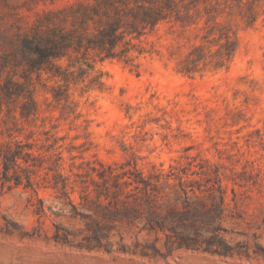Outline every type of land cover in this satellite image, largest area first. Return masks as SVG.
I'll return each instance as SVG.
<instances>
[{"label": "rangeland", "instance_id": "obj_1", "mask_svg": "<svg viewBox=\"0 0 264 264\" xmlns=\"http://www.w3.org/2000/svg\"><path fill=\"white\" fill-rule=\"evenodd\" d=\"M151 1L160 20L115 49L127 63L90 51L77 82L33 72L28 117L22 96L1 101L0 144H32L42 166L0 183V264H264V0ZM79 2L0 0V83Z\"/></svg>", "mask_w": 264, "mask_h": 264}, {"label": "trees", "instance_id": "obj_2", "mask_svg": "<svg viewBox=\"0 0 264 264\" xmlns=\"http://www.w3.org/2000/svg\"><path fill=\"white\" fill-rule=\"evenodd\" d=\"M85 1L86 3L79 2L63 10L50 12L45 16L46 22L52 24V22L57 21L60 24L55 27H48L44 35L24 39L20 49L21 54H24V50H28L34 52L36 56L29 58L27 69L20 76L22 81L13 75L0 83V103L2 100L7 102L12 96L17 98L22 96L21 98L25 102L20 112L21 117L34 114L36 105L33 98L34 84L31 78L33 72L39 75L44 73L48 77L64 83H69L70 80L77 82L94 70V63L88 61L90 51L97 52L100 62L106 59H119L127 63L129 61L127 55L130 49L123 48L119 52H116L115 49L120 44L125 43L126 37H132L135 34L136 37L140 35V31L137 29L139 24L154 26L160 20L157 15L148 13L152 10L145 4H151V0L141 1L142 3L133 0L134 8L126 7L125 10L117 5V3L126 4L124 0ZM125 12L130 13L132 17V20L127 23V27H124L120 21ZM66 13L71 14L70 21L66 19ZM65 24H69V27H66ZM235 50L236 44L234 43L225 56L229 58V55L231 56ZM63 59L69 61L66 68L57 64ZM223 65V63H217L215 67L220 68ZM72 68L77 69L76 75L74 71H69ZM92 82L101 84L98 76H94ZM41 166L39 158L32 151V144L22 141L0 144L1 184L22 185L23 180L16 172L18 170L28 171V169ZM10 172L13 174L10 175ZM96 176L99 180L113 181L114 185H119L115 181L124 178L126 174L123 173L120 177L113 168L101 166V169L96 171ZM132 181L136 184L147 185L146 179L142 176L133 177ZM24 182V187L32 185L31 177L28 174L25 175ZM123 183H127V181Z\"/></svg>", "mask_w": 264, "mask_h": 264}]
</instances>
